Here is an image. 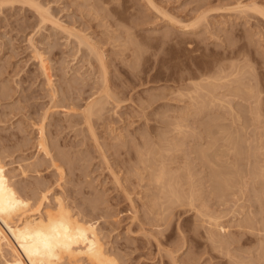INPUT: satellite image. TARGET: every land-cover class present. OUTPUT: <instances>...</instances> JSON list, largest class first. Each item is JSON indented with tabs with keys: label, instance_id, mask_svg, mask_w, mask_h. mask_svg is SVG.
Returning a JSON list of instances; mask_svg holds the SVG:
<instances>
[{
	"label": "rangeland",
	"instance_id": "obj_1",
	"mask_svg": "<svg viewBox=\"0 0 264 264\" xmlns=\"http://www.w3.org/2000/svg\"><path fill=\"white\" fill-rule=\"evenodd\" d=\"M0 160L114 264H264V0H0Z\"/></svg>",
	"mask_w": 264,
	"mask_h": 264
},
{
	"label": "bare ground",
	"instance_id": "obj_2",
	"mask_svg": "<svg viewBox=\"0 0 264 264\" xmlns=\"http://www.w3.org/2000/svg\"><path fill=\"white\" fill-rule=\"evenodd\" d=\"M90 107L87 109L89 114ZM43 150L47 151L46 148ZM29 199L12 181L11 173L0 160V260L3 264H64L63 261L68 264H80L81 261L85 264L115 263L105 253L94 223L73 218L60 201L55 210L46 208L42 211L45 194L34 206L35 210L32 209L36 212L28 214L27 211L32 208Z\"/></svg>",
	"mask_w": 264,
	"mask_h": 264
}]
</instances>
